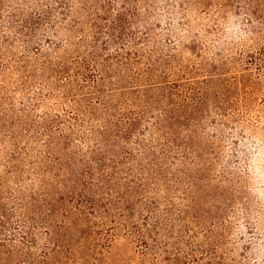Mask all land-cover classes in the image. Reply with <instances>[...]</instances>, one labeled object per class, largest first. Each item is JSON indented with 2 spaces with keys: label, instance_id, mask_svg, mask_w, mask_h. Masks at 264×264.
Wrapping results in <instances>:
<instances>
[{
  "label": "trees",
  "instance_id": "16d2710c",
  "mask_svg": "<svg viewBox=\"0 0 264 264\" xmlns=\"http://www.w3.org/2000/svg\"><path fill=\"white\" fill-rule=\"evenodd\" d=\"M85 1L0 0V264H245L233 220H264L234 209L235 178L209 177L230 122L207 106L221 81L186 77L150 32L189 24L102 0L100 26Z\"/></svg>",
  "mask_w": 264,
  "mask_h": 264
},
{
  "label": "rangeland",
  "instance_id": "374dc122",
  "mask_svg": "<svg viewBox=\"0 0 264 264\" xmlns=\"http://www.w3.org/2000/svg\"><path fill=\"white\" fill-rule=\"evenodd\" d=\"M10 1L6 0L4 5L9 6L7 3ZM138 1L111 0V3L114 6L116 3L122 4L132 10ZM152 1L157 2L160 14L170 12L165 18L173 16L174 22L190 26L178 31L176 38L165 34L164 20L153 21L157 27L150 31L166 35L162 37L164 43L161 40L162 48L173 49L170 54L175 56L185 72H190L186 77L201 80L207 74L215 81L214 84L221 81L216 92H209V95H215L212 97L213 103L207 106L211 110L216 106V112H227L230 122L229 128L222 132L225 139L218 141V160L213 162L209 177H220L221 181L235 178L239 194L235 193L238 201L234 209L237 211L240 203L250 201L255 212L261 214L264 220V0ZM24 2L35 4L38 0ZM100 4H104L102 0H87L82 11L84 8L89 19L103 26L101 18L106 19L114 14L98 13ZM112 8L110 6L109 12ZM103 10H106V6ZM5 11L1 14L4 15ZM158 26L163 29L158 30ZM85 28L88 31V25ZM130 32L135 33V30L131 29ZM167 41L170 43L166 44ZM193 70L197 72L193 73ZM197 111L207 112V109ZM211 187L215 195L232 191L222 182L212 181ZM254 217L248 223L240 218L233 220L237 230L231 238L233 255L245 264H264V258L256 259L252 255L255 249L264 246V224ZM123 250L129 252L127 247L118 246L112 253L119 256Z\"/></svg>",
  "mask_w": 264,
  "mask_h": 264
}]
</instances>
